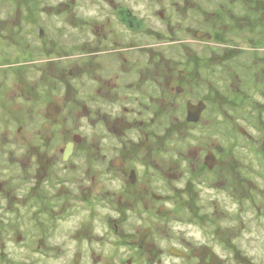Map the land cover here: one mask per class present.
Segmentation results:
<instances>
[{
    "label": "flooded vegetation",
    "instance_id": "af4514ba",
    "mask_svg": "<svg viewBox=\"0 0 264 264\" xmlns=\"http://www.w3.org/2000/svg\"><path fill=\"white\" fill-rule=\"evenodd\" d=\"M130 1L135 0H85L96 12L83 15V38L36 39L40 94L26 101L38 109L35 119L42 120L37 132L42 144L36 148L40 163L28 194L7 198L0 183L8 225L0 226V264H216L220 259L211 242L192 241L195 229L213 241V210L201 212L198 206L213 203L197 192L213 189V170L224 165L211 137L203 134H213L214 121L232 120L231 111L223 116L217 110L236 102L245 106L243 111L257 103V119L264 122L256 89L248 87L250 68H264L262 57L252 56V51L264 54V38H249L251 11L241 0H173L176 20L169 18L164 4L155 10L149 4L141 14ZM75 2L67 3L72 23ZM120 7L141 22V29L118 20ZM247 112V122L255 120ZM59 121L98 125L100 177H114L122 186L119 193L107 195L118 213L107 218V228L95 229L89 221L74 226L71 209L64 207L68 196L58 203L65 186L50 193L56 181L47 175L50 170L55 176ZM17 132L25 135L21 127ZM81 141L82 135L72 134L61 152L63 162L73 157L74 149L85 150L78 147ZM24 164L22 159L17 177L25 190ZM104 188L99 180L97 197ZM81 192L77 199L91 205L85 190ZM30 201L41 204L29 216L33 230L24 226L21 214ZM174 224L189 228L174 231Z\"/></svg>",
    "mask_w": 264,
    "mask_h": 264
},
{
    "label": "rangeland",
    "instance_id": "374dc122",
    "mask_svg": "<svg viewBox=\"0 0 264 264\" xmlns=\"http://www.w3.org/2000/svg\"><path fill=\"white\" fill-rule=\"evenodd\" d=\"M172 1L155 0L150 3L148 0H135L130 3H133L135 10L141 14L149 10L147 7L149 4H153L154 10L164 4L169 12V18L176 20ZM223 1L228 2V0ZM236 1L233 0L234 3ZM241 2L249 3L251 11L249 38H264V0H241ZM67 3L69 0H0V183H3L2 194H9L7 198H20L19 196L25 195V192L28 194V185L34 182V173L40 163L36 148L42 144L37 137L42 120L35 119L34 114L38 109L33 103L27 102L29 100L33 102L40 90L38 88L37 91L36 84H38L39 70L42 69L39 66L35 67L36 59L39 58L36 57L38 43L36 39L83 38L85 34L82 32L81 19L86 11L90 15H95L96 12L94 7V10L91 7L88 9L85 0H76L74 6L76 18L72 23V14L68 12ZM254 17L256 21L252 24ZM262 17L261 24L259 19ZM252 56L257 59L262 57L264 60V54L259 56L257 52L252 51ZM249 74L251 86L248 87L256 89L255 96L262 104L259 110L260 116L264 119V68L261 69L259 64H256L250 68ZM239 80L241 83L242 78L239 77ZM226 84L229 86L228 83ZM234 87L236 83L233 81ZM240 87L242 88V85ZM218 89L223 92L222 87L218 86ZM230 96L232 99L238 97L237 99L241 100L236 94ZM222 106L224 105L220 107ZM219 109L217 113L223 116L231 111L232 120L214 121L213 134L210 136L203 134V137H211L213 149L224 165L217 166L213 170V189L203 188L197 192L201 198L204 196L213 203L212 206L204 201L202 205L198 203V206L201 212L213 210V230L218 234L213 231V241H210L203 230L195 229L196 234L192 237V241L196 245L211 242L213 250L223 264H264V122L260 123L257 119L256 111L259 109L257 103L248 107L246 111H243L245 106H240L237 102L224 107L223 111ZM247 110L251 111L250 116L255 117V120L252 119L249 123L245 118L249 116ZM29 121L31 122L27 124ZM19 127L24 136L17 132ZM56 128L58 136L54 144L57 158L53 170L55 176L50 170L47 175V178L56 182L53 183L50 193L54 194L61 185L65 186L61 191L63 196L58 199V203L60 204L65 196H68L69 200L64 207L71 209L70 213H73L74 219L73 222L70 221L74 226H78L81 221H89L92 223L90 226L95 229L107 228V220L118 216L106 201L109 198L107 195L114 196V193L120 192L122 186L114 177H100L99 154H97L98 125L59 121ZM243 128L245 131L239 132ZM74 133L82 135L78 147H83L85 150L80 152L74 149L73 157L63 162L62 149ZM23 138L24 145L20 146L19 142ZM174 142L178 144L176 140ZM20 159H24L25 162V190L22 188L23 185L18 184L17 175L20 170L17 166ZM92 174H95L93 181ZM99 180H103L105 188L99 191L97 197L95 186ZM81 189L85 190L84 195L92 201L91 205L77 199L82 195ZM1 198L0 194V203ZM40 205L37 203L35 206V202L30 201V205L25 206L24 211L21 212L23 216L25 215L24 226L27 229L33 230L31 227L35 224L29 216L30 213L39 212ZM2 207L3 205L0 206V219L3 218L4 222L0 226H8L4 219L5 210L1 209ZM11 209L13 214L16 208ZM130 221L135 220L130 219ZM174 225L175 228L171 227L174 231L180 229V232H185L189 228L188 226L185 229L181 224H179L181 228L177 224ZM58 226H62V223ZM34 233L35 231L32 234Z\"/></svg>",
    "mask_w": 264,
    "mask_h": 264
},
{
    "label": "water",
    "instance_id": "95a60500",
    "mask_svg": "<svg viewBox=\"0 0 264 264\" xmlns=\"http://www.w3.org/2000/svg\"><path fill=\"white\" fill-rule=\"evenodd\" d=\"M117 18L119 21H121L123 24H125L129 29H141L142 24L139 20H137L135 17L131 16L130 13L127 11L125 7H120L117 10ZM72 143H69L66 148V154L71 151ZM214 256V255H213ZM214 258H216L214 256ZM216 264H221L220 259L214 260Z\"/></svg>",
    "mask_w": 264,
    "mask_h": 264
}]
</instances>
